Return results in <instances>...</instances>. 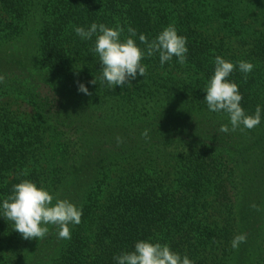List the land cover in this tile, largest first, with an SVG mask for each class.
<instances>
[{
	"label": "trees",
	"instance_id": "16d2710c",
	"mask_svg": "<svg viewBox=\"0 0 264 264\" xmlns=\"http://www.w3.org/2000/svg\"><path fill=\"white\" fill-rule=\"evenodd\" d=\"M93 22L149 39L175 25L187 62L162 67L154 55L123 88L92 84L95 37L73 29ZM217 55L254 65L229 77L253 114L264 105V0H0V97L33 107L27 118L0 104V197L29 179L83 209L68 240L54 226L25 240L0 218V264H114L149 238L195 264H264V119L219 131L227 115L203 101Z\"/></svg>",
	"mask_w": 264,
	"mask_h": 264
},
{
	"label": "clouds",
	"instance_id": "9594fccd",
	"mask_svg": "<svg viewBox=\"0 0 264 264\" xmlns=\"http://www.w3.org/2000/svg\"><path fill=\"white\" fill-rule=\"evenodd\" d=\"M73 30L82 41H92L95 37L91 51L98 57L100 75L91 81L92 84H96L98 79L101 85L109 88H123L137 76H145L147 66L142 61L154 55L158 56L162 67L173 57L182 65L187 62V38L178 34L175 25L163 28L152 39L143 33L137 36L136 29L131 27L127 29L128 35L122 38L125 30L120 25L112 28L96 22L87 28L75 26ZM213 63V74L203 90L206 93L203 101L209 112L227 115L228 124H222L219 131L251 130L260 125L264 119V105L258 104L253 114H247L241 105L243 95L239 86L229 79L237 69L247 78L254 65L245 60L234 64L219 55ZM3 79L0 76V83ZM77 90L89 95L83 83L78 84ZM141 135L148 138V130L145 129ZM120 142L121 138L117 137V143ZM21 175L26 177L28 172L22 171ZM82 215V207L56 197L49 189L29 179H22L12 186L9 195L0 197V218L11 221L13 229L25 240L44 239L49 226L58 228V239H71V227L81 223ZM246 240V234H236L231 248L238 250ZM113 261L114 264H195L187 255L173 251L167 243L151 238L137 240L131 250L114 255Z\"/></svg>",
	"mask_w": 264,
	"mask_h": 264
},
{
	"label": "rangeland",
	"instance_id": "374dc122",
	"mask_svg": "<svg viewBox=\"0 0 264 264\" xmlns=\"http://www.w3.org/2000/svg\"><path fill=\"white\" fill-rule=\"evenodd\" d=\"M0 104H6L16 113L21 114L22 116H26L30 118L33 107L27 101L22 100L21 98H16L12 96H4L0 97Z\"/></svg>",
	"mask_w": 264,
	"mask_h": 264
}]
</instances>
